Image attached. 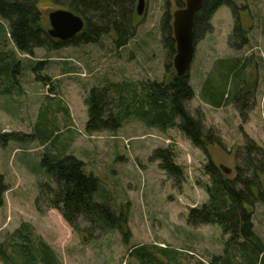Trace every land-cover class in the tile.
<instances>
[{
    "label": "rangeland",
    "instance_id": "rangeland-1",
    "mask_svg": "<svg viewBox=\"0 0 264 264\" xmlns=\"http://www.w3.org/2000/svg\"><path fill=\"white\" fill-rule=\"evenodd\" d=\"M176 1L147 0L145 14L136 19V37L121 50L115 48L112 37H103L98 44L57 51L42 48L33 55L22 54L9 36L7 22L0 19V51L13 54L15 61L11 81L5 76L0 85V134H19L6 147L0 145V175L8 187L0 207V243L22 222H28L54 248L63 264H144L131 254L134 246H146L151 254L167 262L170 260L159 248L177 251L179 264H210L213 256L224 254L227 237L220 226L192 227L187 218L190 208L208 201L202 186L210 182L205 173L209 160L233 178L245 156L247 137L264 148V0H235L240 7H247L240 10L242 26L249 33L247 46L233 49L229 45L235 19L227 5L214 15L213 31L196 45L188 74L195 96L187 102V108L202 118L207 131L215 132L222 146L209 145L208 155L195 147L177 125L162 128L139 119L128 120L116 132H86V98L94 87L164 80L166 51L161 22L167 7L172 17L182 9ZM40 8L46 21L50 12L59 9L48 2L41 3ZM232 58L245 64L242 87L247 103L216 108L205 99L209 98L208 90L222 82L220 60ZM39 62L46 66L36 72ZM39 74L51 78L53 92L37 81ZM46 116L58 126L59 135H53L57 147H66L68 155L86 163L88 174L100 179L101 188L94 199L109 196L111 206L127 218L125 230L97 227L82 218L77 231L58 210L44 208L38 212L40 186H56L42 164L49 151L42 137ZM159 148L175 153L182 172L179 188L160 162L152 160ZM254 224L264 240L262 203L256 205Z\"/></svg>",
    "mask_w": 264,
    "mask_h": 264
},
{
    "label": "trees",
    "instance_id": "trees-1",
    "mask_svg": "<svg viewBox=\"0 0 264 264\" xmlns=\"http://www.w3.org/2000/svg\"><path fill=\"white\" fill-rule=\"evenodd\" d=\"M44 2L83 18V31L67 42L51 38L48 34L49 21H46L40 8ZM137 4L138 0H0V19L7 22L9 36L22 54L33 55L42 48L57 51L69 46L98 44L103 37H112L115 48L121 50L138 33ZM176 4L179 8L185 7V2L181 0H177ZM224 5L231 8L235 19L229 45L233 49H242L250 43L249 33L243 28L240 16V10L247 7H240L235 0H205L195 19L196 45L213 31V17ZM161 33L166 51L164 80L94 87L86 98V132L89 135L116 132L131 119L162 128L177 125L195 147L208 154L209 145L222 146L223 143L212 129H205L202 118L193 115L187 108V102L194 98L195 92L190 75L179 78L174 71L173 60L177 51L170 6L162 18ZM220 61H223L222 82H219L220 86L214 85L208 90L209 98L205 101L216 108L239 101H245V105L247 98L243 97L245 89L242 87L245 82V64L235 58ZM14 63L13 54L0 51V85L5 76L11 81L9 77ZM45 66V62H39L35 71ZM36 79L49 86L53 92L49 76L39 74ZM241 114L246 117L243 110ZM45 120L42 137L49 151L44 154L42 164L52 174L56 186L51 183L40 186L36 199L38 212L42 213L44 208L58 210L77 231L80 230L78 221L82 218L97 227L110 226L112 230H125L127 218L121 210L111 206L109 196H102L100 201L94 199L101 188L100 179L92 173L88 174L86 163L74 155H68L66 147H57L58 142L53 135H59L58 126L48 121L47 116ZM16 137L19 138V134L4 132L0 134V145L6 147ZM246 140L245 156L237 165L233 178L209 160L205 173L210 182L202 186L208 194V201L190 208L188 212L190 226L218 225L223 236L227 237L224 254L213 256L210 264H264V240L257 234L254 224L256 205L264 204V148L249 137ZM51 149H56V152L52 153ZM152 160L159 161L160 167L175 178L176 187L181 186L182 172L172 150L156 149ZM0 187L1 207L3 192L8 190L2 175ZM124 234L127 239L126 232ZM158 251L171 262L155 257L146 246L132 247L131 254L134 253L144 264H179L176 260L177 251L167 248H159ZM0 260L3 264H63L54 248L36 234L35 228L28 222H22L0 243Z\"/></svg>",
    "mask_w": 264,
    "mask_h": 264
},
{
    "label": "water",
    "instance_id": "water-1",
    "mask_svg": "<svg viewBox=\"0 0 264 264\" xmlns=\"http://www.w3.org/2000/svg\"><path fill=\"white\" fill-rule=\"evenodd\" d=\"M146 1L138 0L137 14L139 16H143L146 12ZM204 2L205 0H186V6L173 14V31L177 51L173 66L179 78L187 76L190 72L196 52L195 19ZM48 20L50 25L48 34L51 38L62 42L73 39L85 27L83 18L65 9L53 10L49 13Z\"/></svg>",
    "mask_w": 264,
    "mask_h": 264
},
{
    "label": "bare ground",
    "instance_id": "bare-ground-1",
    "mask_svg": "<svg viewBox=\"0 0 264 264\" xmlns=\"http://www.w3.org/2000/svg\"><path fill=\"white\" fill-rule=\"evenodd\" d=\"M185 6H186V2H185Z\"/></svg>",
    "mask_w": 264,
    "mask_h": 264
}]
</instances>
